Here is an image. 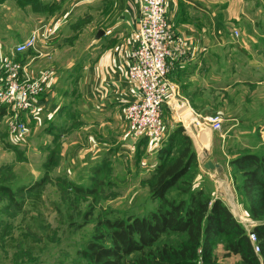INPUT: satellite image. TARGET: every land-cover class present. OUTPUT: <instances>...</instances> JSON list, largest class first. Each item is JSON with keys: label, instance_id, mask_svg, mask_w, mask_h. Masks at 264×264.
Returning <instances> with one entry per match:
<instances>
[{"label": "crops", "instance_id": "1", "mask_svg": "<svg viewBox=\"0 0 264 264\" xmlns=\"http://www.w3.org/2000/svg\"><path fill=\"white\" fill-rule=\"evenodd\" d=\"M7 1L16 2L17 8L28 9L30 14L40 15L39 19L34 17L37 22L50 25L59 22L50 39L37 40L34 49L23 53L38 57L33 64L26 63L32 76L42 72L50 75L38 98L39 109L29 114L20 112L18 117L35 127L47 121L46 139L60 141V163L62 159L63 163L70 160L64 174H72L73 168L79 170V158L95 160L97 150L117 143L120 161L139 162L142 173L149 176L159 162V149L178 122L165 108L162 138L139 143L126 134L124 109L134 95L126 72L133 47L132 34L140 17L139 0H0V5ZM164 3L173 50L168 57V76L182 93L181 106L185 112L181 113L182 120L183 114L186 123L190 117L189 128L196 130L195 124L205 122L208 114L205 110L210 106L206 102L200 105L202 99L208 98L201 95L214 93L216 109L224 116L222 122L231 121L232 126L264 123V0H164ZM68 28L73 30L70 37L64 33ZM3 30L7 31L2 35L6 38H0V45L8 41L16 44L30 33L13 32L9 26ZM84 31L88 32L86 47L78 56L71 57L69 64L61 63L56 53L60 44L72 38L70 48L77 45ZM54 57L58 61L50 63ZM41 61L45 64L41 65ZM33 68L39 70L33 72ZM68 71L71 75L64 81L71 86L61 88V74H69ZM205 123L204 127L209 126ZM184 128L189 133L186 125ZM98 162L102 164L101 160ZM66 178L78 185L76 178Z\"/></svg>", "mask_w": 264, "mask_h": 264}, {"label": "rangeland", "instance_id": "2", "mask_svg": "<svg viewBox=\"0 0 264 264\" xmlns=\"http://www.w3.org/2000/svg\"><path fill=\"white\" fill-rule=\"evenodd\" d=\"M15 3L7 1L0 5L1 39L6 38L2 35L7 32L3 30L7 26L13 32L27 34L44 24L34 19L35 16L39 19L40 15L30 14L28 9L21 10ZM64 30L70 37L73 30ZM70 40L73 41L72 38ZM70 40L60 44L56 52L63 64H69L72 58L78 56L86 47L88 32L84 31L77 45L71 48ZM13 43L8 41L4 45L2 42L0 61L11 55L15 45ZM33 57L34 55L28 53L19 55L16 59L28 68L26 63L30 64L32 61L33 64L38 58ZM52 60L58 61L54 57L50 63ZM40 64L45 63L41 61ZM38 70L33 68V72ZM68 72L69 74H61V88L71 86L70 82L64 81L71 75L70 71ZM181 94L179 92V97H182ZM203 96L208 98L202 99L200 105L205 102L210 105L209 110L206 109L205 112H219L223 118L221 111L216 109L215 94H202L201 97ZM11 114L13 115L12 112ZM11 114L0 112V185L8 186L16 200L12 201L7 193L0 191V264H89L78 252L85 249L86 242L93 239L92 235L96 231L104 235L99 242L109 243V230L101 223L105 218L145 216L161 206L162 198H152L149 190L154 180L152 175L146 176L147 173H142L139 162L120 161L119 144L113 143L112 147L97 150L98 156L104 154L102 159H97L98 156L95 160L79 158V170L73 168L72 174L65 175L63 169L70 165V160L63 163L62 159L60 163V141L46 139L47 121L37 124L36 127L25 123L28 129L26 141L17 143L9 127ZM21 120L25 122L24 119ZM190 120L192 121L188 117L187 123L185 120L184 124L191 135L185 130L184 132L190 136V149L194 151L196 158L191 161L186 173L165 191L166 198L188 203L193 193L202 192V197L218 198L245 230L252 231L255 225L264 224L250 216L247 203L239 190L241 169L236 163H232L236 156L243 153L264 152V123L232 126L231 121H223L217 131H212L206 128L209 126L204 127V120L195 124L196 130L191 127L190 129ZM211 133L214 134L210 143ZM174 143L175 152L185 146L180 136L174 139ZM46 145L50 147L47 148ZM213 159L221 165V170L203 167L206 160ZM65 176L72 180L76 178L78 186L85 187V192L73 191L69 184L74 182ZM176 238L179 237H169ZM223 247L224 238L217 235L212 242L211 251L218 263L232 264L238 260L237 255L225 256Z\"/></svg>", "mask_w": 264, "mask_h": 264}, {"label": "trees", "instance_id": "3", "mask_svg": "<svg viewBox=\"0 0 264 264\" xmlns=\"http://www.w3.org/2000/svg\"><path fill=\"white\" fill-rule=\"evenodd\" d=\"M27 1L30 0H23ZM0 112L4 113V109ZM179 136L185 146L175 152L174 139ZM146 140L142 138L138 142ZM158 155L149 190L152 198H162L161 206L145 216L105 218L101 223L109 230V243L99 242L104 235L96 231L93 239L86 242L85 249L78 253L89 264H220L211 247L215 237L221 235L224 255L238 256L232 264H264V224L255 225L252 230L259 248L255 252L246 230L218 198L202 197V192L193 193L188 203L166 198L165 191L186 173L196 158L190 149V136L180 123L169 133ZM232 163L241 169L239 190L250 216L264 222V152L243 153ZM69 187L76 193L86 190L74 183ZM0 191L7 193L12 201L16 200L8 186L0 185ZM175 236L179 238L169 239Z\"/></svg>", "mask_w": 264, "mask_h": 264}, {"label": "built area", "instance_id": "4", "mask_svg": "<svg viewBox=\"0 0 264 264\" xmlns=\"http://www.w3.org/2000/svg\"><path fill=\"white\" fill-rule=\"evenodd\" d=\"M139 3L140 17L132 34L133 47L126 72L134 86V95L124 109L126 134L135 140H157L164 133L165 108L183 123L182 118L176 115V106H181L182 102L178 86L168 76V57L173 50L164 0H139ZM58 23L41 24L13 46L10 56L0 61V108L5 113H13L9 127L17 143L26 141L28 129L25 122L16 117L19 112L34 113L39 109L38 98L50 74L42 72L34 77L25 64L16 58L34 49L37 40L50 39ZM204 119L212 131H217L222 123L218 112L208 114ZM246 233L253 243L254 251L258 252L254 232L246 230Z\"/></svg>", "mask_w": 264, "mask_h": 264}, {"label": "water", "instance_id": "5", "mask_svg": "<svg viewBox=\"0 0 264 264\" xmlns=\"http://www.w3.org/2000/svg\"><path fill=\"white\" fill-rule=\"evenodd\" d=\"M198 159H199V157H198ZM203 167L206 168V169L217 168V170H221V167L217 163H215L213 160H206L203 163Z\"/></svg>", "mask_w": 264, "mask_h": 264}, {"label": "bare ground", "instance_id": "6", "mask_svg": "<svg viewBox=\"0 0 264 264\" xmlns=\"http://www.w3.org/2000/svg\"><path fill=\"white\" fill-rule=\"evenodd\" d=\"M178 109H179V111H177V112H179L180 114L179 113H176V114H177V116H179L181 118V113H185L183 111V106H179ZM183 120H185V115L184 114H183Z\"/></svg>", "mask_w": 264, "mask_h": 264}]
</instances>
